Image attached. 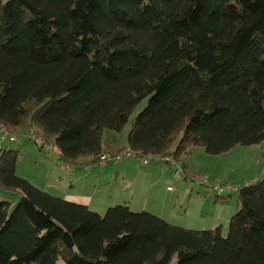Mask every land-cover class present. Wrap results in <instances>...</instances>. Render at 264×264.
Listing matches in <instances>:
<instances>
[{
    "label": "trees",
    "instance_id": "1",
    "mask_svg": "<svg viewBox=\"0 0 264 264\" xmlns=\"http://www.w3.org/2000/svg\"><path fill=\"white\" fill-rule=\"evenodd\" d=\"M26 120L66 165L126 126L152 156L264 141V0H0V127ZM16 154L0 155L17 194L0 195V264H264V175L223 235L126 202L100 213L18 175Z\"/></svg>",
    "mask_w": 264,
    "mask_h": 264
},
{
    "label": "rangeland",
    "instance_id": "2",
    "mask_svg": "<svg viewBox=\"0 0 264 264\" xmlns=\"http://www.w3.org/2000/svg\"><path fill=\"white\" fill-rule=\"evenodd\" d=\"M145 103L146 100H143L135 112L142 109ZM125 129L126 127L121 132L126 131ZM4 130L10 132L7 128ZM11 130L13 133L16 132L14 135L16 140L13 139L14 141L9 140V138L3 139L0 131V155L6 148L14 150L17 153L16 173L37 187L70 200L90 201L93 209H98L101 213L106 211L107 203L110 201L107 199L104 202L103 198L111 197L112 203H115L116 201L126 202L123 200L125 198H121L123 195L120 192H125L127 193L125 197H130L127 188L132 181H123L124 179L121 177L115 179V176L111 175L108 183L107 179L103 178V171L112 172L114 171L112 168L116 167L109 165V162L105 161V163L102 160V164L95 163L90 167L91 161H94L93 158L81 157L73 163L74 165L71 164L67 167L66 164L58 161L56 154L47 148L40 149L37 143L27 137L28 131H33L30 136L37 135V128L29 120H26L21 128ZM173 145L175 146V143ZM127 146L129 145L117 149L104 147V151L114 153ZM196 147L197 149L191 155H188L187 150L176 154V148H170V151L164 154L165 158L171 159L170 161L153 156L163 164L171 166L173 172L174 167L170 164L175 161L183 168L185 174L179 172L175 174L174 172L172 176L168 172L161 179L153 178L155 194L150 192L149 195L160 199V205L166 206L172 211L165 220L177 226L189 229H210L208 228L210 224L205 219H210L213 214H221L223 224L218 226L221 225L222 234L225 235L228 230L229 218L238 207V190L264 175V141L251 145H235L229 151L216 155L206 153L202 146ZM200 152L207 154L208 157L201 159ZM147 157L151 158L148 155ZM182 157L190 168L197 170V173L188 171L181 160ZM185 175L187 176L185 177ZM198 179H204L211 184H231L230 188H236L237 191L217 195L209 188L198 184ZM107 193H110V196ZM139 194L141 193L139 192ZM167 194L179 195L175 206L174 200H165ZM0 195L9 199L17 196L15 192L7 191L1 186ZM215 198L216 202H214ZM137 199L138 196L135 195L134 200ZM142 199H144L143 195ZM162 201L167 202L163 203Z\"/></svg>",
    "mask_w": 264,
    "mask_h": 264
},
{
    "label": "crops",
    "instance_id": "3",
    "mask_svg": "<svg viewBox=\"0 0 264 264\" xmlns=\"http://www.w3.org/2000/svg\"><path fill=\"white\" fill-rule=\"evenodd\" d=\"M125 130L126 131H123L120 133L114 132L112 130H104L103 146L108 147L110 149H117V148H120L122 146L128 145L127 139H126V137H127V126H126ZM14 140H16V139H14ZM14 140H11V141H14ZM176 145L177 144H175V146H173L172 148H175ZM196 146H200V145L191 146L188 150V155L189 154L191 155L192 153H194V151L197 149ZM199 155L201 156V159H206V157H208L207 154H205V153L202 154L201 152ZM148 156H151L150 160L148 161V163L150 162V164L147 163L148 165L140 162L136 158H127L125 160H122L121 163L119 162L118 164L109 163V165L111 164L113 166H116V167L112 168V169H114V171L110 172L109 170H105V171H103L102 176H104L103 178L107 179L108 183L110 182L108 179L110 178L111 175H114L115 179H117L118 177H121L122 179H124L123 181H125V180L132 181L131 183L128 184V188H127V192H130L129 198L125 197L127 193L120 192L121 195H123V197H121V198H125L123 200H126L127 205L132 210H143V209H145V210L151 211V212L159 215L160 217L166 219L168 217V215L170 213H172V211L166 206H163V205L161 206L160 205L161 200L157 199V198H153L151 195H149V193L151 192L152 194H155L154 185H153V178L161 179V177L163 175H166L168 172L171 173L173 176L174 175L173 168L169 165L163 164L161 161L154 158L152 155H148ZM184 156L187 157V155H184ZM183 157L181 160L183 161V163L186 166V168L188 169V171L193 172V173H197L196 169L190 168L187 165V162L183 160ZM86 158L91 159L90 156L86 157ZM140 163H141V166H140ZM105 165H107V164H105ZM145 165H147V166H145ZM91 166H92V164L90 165V167ZM67 167H69V165H67ZM202 172L204 173V171H202ZM71 179H73V178H71ZM134 183H135V186H134ZM169 188L170 187L168 186V189ZM139 192L141 194H139ZM108 195L110 196V193ZM135 195L138 196L137 200H134ZM142 195H143L144 199H142ZM178 197H179V195L167 194L165 200L166 199L174 200V202H175L174 206H175L176 200L178 199ZM107 199H110V201H108L109 203H107L108 207L115 205V204H118V203H122V201H116L115 203H112L111 197L110 198H103L104 202H106ZM77 202H79V201H77ZM164 202H167V201H164ZM214 202H216V198L214 199ZM81 203L87 204L90 208L93 209V205H91L92 203L90 201H81ZM216 204L218 205L219 203L217 202ZM93 210L100 212V210H98V209H93ZM221 218H223L221 214H217V215L213 214V216H211L210 219H205V221H207L210 224L209 225L210 227H208V228H214V227L218 226L219 224L222 225L223 221Z\"/></svg>",
    "mask_w": 264,
    "mask_h": 264
},
{
    "label": "built area",
    "instance_id": "4",
    "mask_svg": "<svg viewBox=\"0 0 264 264\" xmlns=\"http://www.w3.org/2000/svg\"><path fill=\"white\" fill-rule=\"evenodd\" d=\"M1 128V131H2V137L3 138H6L7 136H10L9 139L13 140L14 139V135H11L8 131H5L4 130V127H0ZM31 133H33V131H28L27 132V137L31 140H33L35 143H37L38 145H41V147H45L47 148L49 151H52V152H58V148L56 145H54L53 143H49L47 141H45L43 139V137L37 133V135H33V136H30ZM36 133V132H35ZM155 157L157 158H164L168 161H170L171 159H167L164 157V154H161V155H155ZM127 158H136L138 159L140 162L146 164L148 163V161L150 160L149 157H147V155L143 154L142 152L140 151H136L134 150L133 148H131L130 146H127V147H124L118 151H115L114 153L112 152H108V151H103L99 156L98 158H96L95 162L99 163V164H102V160H104L103 162H109V163H114V164H118L119 162H121L122 160H125ZM105 162V163H106ZM173 167H174V172L175 174L177 172H179L180 174L184 173L183 171V168L181 166H179L175 161L174 162H171V164ZM185 174V173H184ZM187 175H185L186 177ZM198 184L200 185H203L207 188H209L211 191H213L215 194L217 195H221V194H224V193H229L231 191H237V189H233V188H230V186H232L231 184H227V185H222V184H211V183H208L206 180L202 179H198L197 180Z\"/></svg>",
    "mask_w": 264,
    "mask_h": 264
}]
</instances>
